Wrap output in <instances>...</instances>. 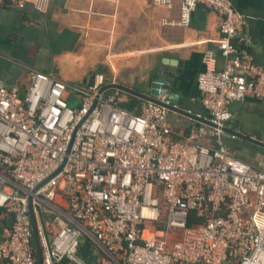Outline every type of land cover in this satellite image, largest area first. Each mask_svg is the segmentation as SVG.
Returning <instances> with one entry per match:
<instances>
[{"label":"built area","instance_id":"built-area-1","mask_svg":"<svg viewBox=\"0 0 264 264\" xmlns=\"http://www.w3.org/2000/svg\"><path fill=\"white\" fill-rule=\"evenodd\" d=\"M154 1L180 2L183 26L199 7L221 19L224 69L209 57L197 81L217 128L198 123L177 139L167 108L144 101L130 111L120 90L99 93L103 74L78 89L33 72L26 94L0 79V208L14 221L0 261L37 264L33 214L43 264H85L84 234L105 252L94 264H264V169L237 156L221 129L231 104L264 101L246 18L230 0ZM26 4L45 14L50 0H0V9ZM192 211L202 222L189 226Z\"/></svg>","mask_w":264,"mask_h":264},{"label":"crops","instance_id":"crops-1","mask_svg":"<svg viewBox=\"0 0 264 264\" xmlns=\"http://www.w3.org/2000/svg\"><path fill=\"white\" fill-rule=\"evenodd\" d=\"M230 1L244 14L250 52L264 67V0ZM180 20L178 1L157 5L154 0H50L45 14L32 4L10 5L0 9V79L8 88L19 86L23 94L33 72L78 89L96 74H103L107 85L147 95L159 93L157 88L164 85L178 109L210 120L197 81L209 57L217 70L224 69L218 43L221 19L199 7L189 26L180 25ZM143 102L121 91L122 107L138 112ZM229 109L232 124L264 141V101L246 100ZM169 120L177 139H184L192 126L199 127L181 113L170 112ZM212 141L210 136L202 138L204 143ZM226 144L244 161L264 169V151L238 139H227Z\"/></svg>","mask_w":264,"mask_h":264},{"label":"water","instance_id":"water-1","mask_svg":"<svg viewBox=\"0 0 264 264\" xmlns=\"http://www.w3.org/2000/svg\"><path fill=\"white\" fill-rule=\"evenodd\" d=\"M157 87L158 86L156 85V88ZM158 88H157V90H158ZM110 89H118V90H120V91H122V92H124L126 94L134 95V96L138 97L139 99H141L142 101H145V102L148 101V102H152V103L158 104L160 106H163V107L167 108L170 112L184 114V116H187L191 120L196 121V122H198L200 124L206 125V126H208L210 128H214V129L217 128V126H215L214 124H212L208 120L199 119L196 116L187 114L186 112L178 109L174 105L175 101L172 100L170 97L167 100L168 103L158 100L156 98L157 94H158L156 91L152 92L151 95H147V94H144V93L136 91V90L127 89V88L119 86L117 84H108V85L103 86L100 89L99 93L106 92V91H108ZM163 89L164 90L162 92L163 93H167L168 87L163 86ZM221 129L224 132L225 141L227 139H233V140L234 139H238V140H241L244 143V145H247V146H249L251 148H255V149L264 151V141L263 140H261V139H259L257 137H254V136L246 134L242 129H240L236 125H234L232 123H228L225 127L221 128ZM31 224H32V234H34L35 246H36L37 253H38V264H43V252H42V248H41V245H40L38 229H36V223H35V219H34L33 214H31Z\"/></svg>","mask_w":264,"mask_h":264},{"label":"trees","instance_id":"trees-1","mask_svg":"<svg viewBox=\"0 0 264 264\" xmlns=\"http://www.w3.org/2000/svg\"><path fill=\"white\" fill-rule=\"evenodd\" d=\"M177 138V137H176ZM13 219L11 216L6 214L3 209L0 208V239H2L13 226ZM202 222V217L195 211L189 213L188 225L193 226ZM55 230L52 228L49 231V237L54 236ZM35 255L37 257L38 264V253L35 246ZM77 255L84 261L85 264H94L101 257L105 256V252L98 246L97 242L87 234L81 237L79 247L77 249ZM68 259H64L61 264H69Z\"/></svg>","mask_w":264,"mask_h":264},{"label":"rangeland","instance_id":"rangeland-1","mask_svg":"<svg viewBox=\"0 0 264 264\" xmlns=\"http://www.w3.org/2000/svg\"><path fill=\"white\" fill-rule=\"evenodd\" d=\"M76 105L75 104H73L72 106H71V108L73 109L74 107H75ZM120 261L122 260L121 258H118Z\"/></svg>","mask_w":264,"mask_h":264}]
</instances>
